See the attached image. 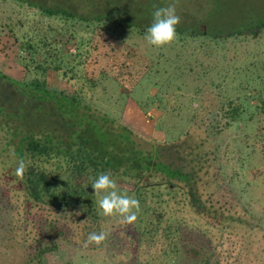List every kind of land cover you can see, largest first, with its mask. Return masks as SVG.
I'll use <instances>...</instances> for the list:
<instances>
[{"label": "trees", "instance_id": "1", "mask_svg": "<svg viewBox=\"0 0 264 264\" xmlns=\"http://www.w3.org/2000/svg\"><path fill=\"white\" fill-rule=\"evenodd\" d=\"M16 1L37 8L41 15L60 24L55 33L40 40L35 35L16 36L20 61L27 70L33 65L39 79H16L0 69V139L4 144L0 156L9 152L12 160L24 158L28 165L19 185L15 171L11 173L7 164L0 163V214L9 210L14 214L11 227L21 222L19 228L25 234L19 240L22 245H35L28 242L31 232L40 236L36 244L40 257L59 247V237L52 233L56 227L48 220L53 211L61 214L54 218L58 223L78 213L98 220L91 178L108 171L120 184H130L140 203V235L151 239L153 245L160 244L164 252L181 251L191 222L209 233L211 228L218 230L222 243L225 234L238 229L253 230L264 237V225L242 211L237 195L222 178L206 129L199 132L191 128L172 141L152 140L96 108L81 90L69 92L48 85V72L55 70L70 79L85 77L95 86L101 35L107 40L105 55L112 59L111 67L118 65L120 52L123 63L127 62L120 65L114 78L123 84L127 81L129 88L137 86L141 76L130 63L125 33L131 30L145 35L157 4L146 10L143 3H139L143 8H130L124 0H103L104 4L98 3L92 12L79 13L68 6ZM190 6L197 12V3ZM247 13L243 14L247 18L232 28L212 26L205 16L182 14L174 45L197 37L217 43L238 37L261 38L264 14L260 10ZM225 53L227 50L225 60L235 65V57ZM89 68L93 73H88ZM106 69L102 66L99 73ZM257 89L262 91L259 85ZM261 100L264 104V98ZM192 251L199 253L197 248Z\"/></svg>", "mask_w": 264, "mask_h": 264}, {"label": "rangeland", "instance_id": "2", "mask_svg": "<svg viewBox=\"0 0 264 264\" xmlns=\"http://www.w3.org/2000/svg\"><path fill=\"white\" fill-rule=\"evenodd\" d=\"M32 1L68 6L79 13L92 12L98 3L104 4L103 0ZM124 1L130 8L143 3L146 10L151 9V4L167 6L170 2ZM191 3H197V12H192ZM176 7L180 18L187 13L193 17L205 16L212 26L221 28L240 25L247 18L244 12L260 10L264 14V0H177ZM201 10H205L204 15L199 13ZM58 26L55 18L41 15L27 3L0 0V69L16 79H39L41 75L33 65L32 70H27L20 61L16 36L35 35L40 40L45 34L55 33ZM125 34L124 46L129 48L130 63L141 76L137 86L129 88L125 85L127 81L123 84L114 78L120 65L127 62L123 63L120 52L121 60L112 68V59L105 55L107 40L100 35L102 51H99L96 85L85 77L70 79L51 70L47 76L49 87L69 92L81 90L96 108L152 140L172 141L191 128L199 132L206 129L220 174L237 195L240 208L264 225V104L261 100L264 98V33L261 38L238 37L226 43L207 37L188 38L183 43L180 41V45H174V41L162 48L148 45L145 35L136 31ZM225 50L229 58L235 57V65L225 60ZM102 66L108 69L99 73ZM88 73H93L91 68ZM258 85L262 91H258ZM2 141L0 152L4 147ZM8 154L4 152L0 156V163L7 164L12 173L17 162ZM15 176L20 185V177ZM116 181L119 190L135 197L127 181L121 184L120 180ZM97 208L98 220H89L78 213L62 223L54 220L61 214L53 211L48 220L56 227L52 233L58 235L59 247L42 257L36 250L40 236L34 237L30 232L28 242L35 245H22L19 240L25 234H21L24 231L19 228L21 222L11 227L14 214L10 210L2 212L0 264H264V237L253 230L238 229L234 234H225L222 243L218 230L211 228L209 233L191 222L187 226L190 233H184L186 239L182 238L181 251L173 254L164 252L160 244L153 245L151 239L141 237L139 212L133 224H122L119 217L102 216L98 203ZM100 231L108 234L107 239L99 246H85L88 235ZM192 248H197L199 253Z\"/></svg>", "mask_w": 264, "mask_h": 264}, {"label": "clouds", "instance_id": "3", "mask_svg": "<svg viewBox=\"0 0 264 264\" xmlns=\"http://www.w3.org/2000/svg\"><path fill=\"white\" fill-rule=\"evenodd\" d=\"M176 4L177 0H170L167 6L153 5L152 22L144 36L148 45L162 48L176 40V27L180 23ZM27 166L25 159L19 158L15 174L23 178ZM91 179V187L94 189L95 195L99 197L97 203L102 216L119 217L122 224H133L137 220V214L140 211L139 200L119 190L117 181L110 171L101 172ZM107 236L105 231L92 232L88 235L85 246L88 244L99 246L107 239Z\"/></svg>", "mask_w": 264, "mask_h": 264}, {"label": "water", "instance_id": "4", "mask_svg": "<svg viewBox=\"0 0 264 264\" xmlns=\"http://www.w3.org/2000/svg\"><path fill=\"white\" fill-rule=\"evenodd\" d=\"M91 190H92V188H91Z\"/></svg>", "mask_w": 264, "mask_h": 264}]
</instances>
